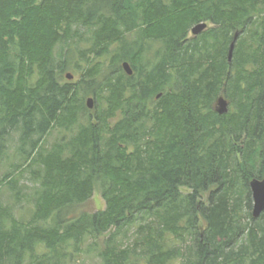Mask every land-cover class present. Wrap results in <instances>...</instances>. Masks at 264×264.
<instances>
[{"label":"trees","instance_id":"trees-1","mask_svg":"<svg viewBox=\"0 0 264 264\" xmlns=\"http://www.w3.org/2000/svg\"><path fill=\"white\" fill-rule=\"evenodd\" d=\"M13 134L0 264H63L111 229L102 264H264V0H0V165Z\"/></svg>","mask_w":264,"mask_h":264},{"label":"rangeland","instance_id":"rangeland-1","mask_svg":"<svg viewBox=\"0 0 264 264\" xmlns=\"http://www.w3.org/2000/svg\"><path fill=\"white\" fill-rule=\"evenodd\" d=\"M213 24L208 22V28H210ZM207 28V29H208ZM197 35L192 34V31L190 30V33L188 35V38L191 39L192 37H196ZM150 47L148 48V51H146V55L148 58L153 59L154 54L157 49L160 48L161 45H159L157 42H151L149 41ZM75 77L72 80H75L78 78V74L76 72L74 73ZM96 102L94 101V104ZM215 107V105H214ZM232 107L229 103V109ZM116 119L113 120V122ZM65 131L61 129H54L50 135L47 136V144L51 145L53 142L57 141L58 137L61 135H64ZM69 133H66L68 135ZM18 134H13L10 142H9V148L7 151V154L5 156L4 161L0 165V176L3 174V172L11 166L13 163H16L18 159V154H17V144H18ZM47 145V146H48ZM23 183L28 185L29 187H33L35 184L34 181H32L29 178V175L26 174L24 180H22ZM27 192H30V189L27 190ZM251 192V197H252V208L251 212L253 210V196H252V191ZM207 198V195H205L204 199ZM1 201L5 205H10L13 208V213L17 217H23L25 219L30 217V214L28 212L29 208H32L34 206L33 202L30 201H22L21 203L16 202L15 198L11 193L8 191V186H3V192L1 193ZM105 208V200L101 195V192L99 189H97L94 193V195L89 199L85 204L82 206L78 207L73 214H69L68 216L70 218H75L78 217L79 214L82 212H88V213H94L99 209ZM245 210L247 211V207H244ZM47 225L52 224V221L49 220ZM114 229H111L107 233H105L103 236L93 239V237H87V239L79 245V249L76 248V244L74 242H71L69 245L66 246L65 251L72 253L73 256H69L65 259L63 264H102V260L99 256V251L100 249H103L105 247V239L108 237L111 232ZM96 243L98 245H96Z\"/></svg>","mask_w":264,"mask_h":264},{"label":"water","instance_id":"water-1","mask_svg":"<svg viewBox=\"0 0 264 264\" xmlns=\"http://www.w3.org/2000/svg\"><path fill=\"white\" fill-rule=\"evenodd\" d=\"M207 28H208L207 22H200V23L196 24L192 28L191 31H192V34L199 35L203 31H205ZM238 36H239V32H236L234 39L231 43L230 49H229V55H228L229 61L232 60L233 51H234L235 43L238 39ZM123 68L126 71V73H128L129 75L133 74V69L128 62L123 63ZM67 78L72 79L73 75L71 73H68ZM87 106L89 108L94 107V97H89L87 99ZM214 108L219 114H225L229 111V102L223 94H221L217 98ZM249 184H250V189L252 191V196H253L252 213H253L254 217H259L262 214V212L264 211V179L253 178L250 180Z\"/></svg>","mask_w":264,"mask_h":264},{"label":"bare ground","instance_id":"bare-ground-1","mask_svg":"<svg viewBox=\"0 0 264 264\" xmlns=\"http://www.w3.org/2000/svg\"><path fill=\"white\" fill-rule=\"evenodd\" d=\"M192 30V29H191Z\"/></svg>","mask_w":264,"mask_h":264}]
</instances>
